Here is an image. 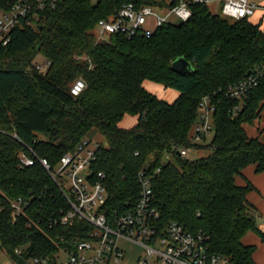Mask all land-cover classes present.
Wrapping results in <instances>:
<instances>
[{"label":"trees","instance_id":"trees-1","mask_svg":"<svg viewBox=\"0 0 264 264\" xmlns=\"http://www.w3.org/2000/svg\"><path fill=\"white\" fill-rule=\"evenodd\" d=\"M26 1L34 4L33 11L10 32L7 44L0 43V248L16 264H28L89 239L95 231L89 223L59 222L69 205L38 159L55 171L63 156L98 133L107 146L99 144L92 170L96 177L104 175L98 180L107 189L109 213L136 206L138 175L145 171L152 177V205L162 225L177 222L203 233L210 253L231 264H258L257 246L244 243L250 233L264 241L258 209L248 199L255 187L248 180L239 185L236 178L249 166L264 172V143L245 129L263 112L264 80L242 100H233L228 89L264 66L261 25L194 4L188 21L166 23L150 37L113 34L98 41V22L124 5L165 9L182 0H98L95 5L57 0L54 7L47 1L45 9L37 0H0V10ZM179 57L193 65L192 73L173 69ZM43 60L51 63L45 72L36 68ZM80 79L86 88L75 97L71 88ZM146 81L179 97L172 103L160 99L144 87ZM207 97L214 109L208 146L213 153L190 160L180 150L203 147L191 133ZM127 116L138 118L130 129L120 126ZM29 148L36 163L22 167L19 157L32 156ZM167 154L175 163L164 162ZM21 199L25 208L14 220L12 204Z\"/></svg>","mask_w":264,"mask_h":264},{"label":"built area","instance_id":"built-area-1","mask_svg":"<svg viewBox=\"0 0 264 264\" xmlns=\"http://www.w3.org/2000/svg\"><path fill=\"white\" fill-rule=\"evenodd\" d=\"M49 1L54 7L57 0H37L39 9H45ZM175 1V0H172ZM219 2L221 14L231 20L251 18L259 6L252 0H182L178 5L160 9L152 6L136 8L132 4L124 5L109 18L100 20L95 28L98 41H106L110 35L120 34L128 38L137 35L150 37L166 23L186 22L192 17L191 5H211ZM34 4L19 3L11 11L0 10V43L9 42L10 32L27 19L33 11ZM27 25L30 21L26 20ZM51 63L43 60L36 64L38 71L45 72ZM264 80V66L255 73L229 87L228 95L233 100H242ZM86 84L78 80L71 88V94L79 96ZM213 106L210 98H204L199 108V120L195 130V143H201L213 131ZM237 108L235 114L237 113ZM99 144L83 141L74 153L61 158L60 169L52 171L46 160L38 161L48 171L53 180L62 190L69 210L61 215L59 222L63 226L73 225L77 221L87 222L95 228L88 240L74 241L75 249H61L54 256L38 257L28 264H120L125 258V250L121 242H129L140 246L145 254L135 264H231L228 258L211 254L207 245V237L203 233H191L177 222L162 225L160 212L152 205L151 175L142 171L138 175L140 196L133 209L109 213L107 204L108 192L99 178L94 176L92 166L96 161ZM32 156L23 152L19 161L22 167L34 166ZM191 148L180 150L184 157L189 155ZM138 155V154H136ZM66 182L69 190L65 189ZM26 202L21 200L12 204L13 219L16 220L23 212ZM259 230L264 236V220L259 223ZM21 255V250H16ZM67 257L62 259V257ZM10 258V257H9ZM11 260V258H10ZM12 261V260H11ZM13 262V261H12ZM16 264L15 262H13Z\"/></svg>","mask_w":264,"mask_h":264},{"label":"rangeland","instance_id":"rangeland-1","mask_svg":"<svg viewBox=\"0 0 264 264\" xmlns=\"http://www.w3.org/2000/svg\"><path fill=\"white\" fill-rule=\"evenodd\" d=\"M97 2H98V0H91V3L93 5L97 4ZM210 8H211V11L213 12V14H221V11H220L221 5L219 2L212 3L210 5ZM171 20L173 23H177L176 18L171 19ZM41 59H42L41 57L37 56L35 61L38 62V60H41ZM245 129L251 138H259L260 141L262 143H264V109H263V112L261 114L260 119L256 120L253 125H246ZM195 134H196V130L194 128L192 133H191L192 141H193V137L195 136ZM213 136H214V131L205 141L200 143V145L203 146L202 148L192 149L189 152V155L186 157L184 156V158H188L190 160H197V159L205 158V157H208L209 155H211L213 153V150L210 149L208 146L210 145V143L213 139ZM41 138L43 140L46 139L45 136H41ZM91 138H92L93 144H100V145L107 146L106 139L103 136H101L100 134L94 133ZM171 161L175 163L174 157L171 154H167L164 158V162L168 163ZM58 169H60V166H58L56 168V171ZM69 188H70V186L66 182L65 189L69 190ZM257 215H258V222L259 223L264 220V217L262 216V214L259 211H258ZM120 245L125 250V258L120 264H135L145 254V251L140 246H138L136 244L129 243V242H121ZM256 245L258 247L257 259L261 264H264V243L261 242V240H260V241L256 242ZM66 258L67 257H65V256L62 257V259H66ZM0 264H14L10 260L7 253L4 250H2L1 248H0ZM113 264H115V263H113Z\"/></svg>","mask_w":264,"mask_h":264},{"label":"crops","instance_id":"crops-1","mask_svg":"<svg viewBox=\"0 0 264 264\" xmlns=\"http://www.w3.org/2000/svg\"><path fill=\"white\" fill-rule=\"evenodd\" d=\"M259 6L258 10L256 11L255 15L250 18V21L254 24H260L262 30L264 31V0H252ZM144 87L151 93L155 94L158 98L163 99L169 103L174 102L178 97L179 93L173 89H167L160 84H156L151 81L144 82ZM138 122L137 117L127 116L121 122L120 126L124 129H130L134 127ZM250 181L255 190L248 194L249 201L258 209V211L264 217V172L257 173L255 166H249L246 168L242 176H238L236 181L239 185H244L246 181ZM264 243V241L257 235L250 233L246 237H244L245 244H253L256 245L257 241ZM257 246V245H256ZM258 248V247H257ZM257 252L255 253V261L258 264H261L257 259Z\"/></svg>","mask_w":264,"mask_h":264},{"label":"water","instance_id":"water-1","mask_svg":"<svg viewBox=\"0 0 264 264\" xmlns=\"http://www.w3.org/2000/svg\"><path fill=\"white\" fill-rule=\"evenodd\" d=\"M173 69L180 74H190L194 71L193 65L185 57L176 59L173 62Z\"/></svg>","mask_w":264,"mask_h":264}]
</instances>
